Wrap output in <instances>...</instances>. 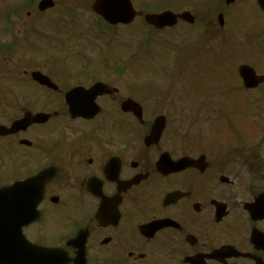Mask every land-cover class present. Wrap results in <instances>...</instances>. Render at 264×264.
I'll use <instances>...</instances> for the list:
<instances>
[{
	"label": "flooded vegetation",
	"instance_id": "obj_1",
	"mask_svg": "<svg viewBox=\"0 0 264 264\" xmlns=\"http://www.w3.org/2000/svg\"><path fill=\"white\" fill-rule=\"evenodd\" d=\"M216 11L194 15L201 56L163 62L220 97L193 126L163 74L132 92L103 74L61 75L59 59L37 68L57 86L36 83L39 107L11 108L12 49L0 47V264H264V79H243L264 77V26L222 31ZM97 82L109 87L99 108L73 114L64 94ZM27 114L37 120L7 132Z\"/></svg>",
	"mask_w": 264,
	"mask_h": 264
},
{
	"label": "rangeland",
	"instance_id": "obj_2",
	"mask_svg": "<svg viewBox=\"0 0 264 264\" xmlns=\"http://www.w3.org/2000/svg\"><path fill=\"white\" fill-rule=\"evenodd\" d=\"M38 1L39 0H25L26 10L30 12V15L29 17L23 15L25 18H23V20L21 21L22 32L19 34V37H21L27 30L31 37L32 29L42 32V28L40 27L41 24L44 31V33H42L44 42L43 46L46 47L47 54L42 55V50H39L37 52H32L30 50H21L19 55H12L9 57L8 68L10 71H12L11 68H17L20 66L16 65L18 56H22L24 60H28V66L31 67L33 65H36L34 68H37L39 67L38 63L41 61V59H65L62 50L71 54V49L76 48L77 53L80 52L86 54L87 59L85 58L83 59V61L89 59L91 60L90 67L85 68V66L77 60L78 64L75 66V69H71L72 67L69 68L70 73H100L105 75L107 79L117 80V82H114L119 84L122 89L130 90L133 92L137 87L147 86L149 83H151V81L146 78L150 77V72L152 71L151 65L154 64L152 58H154L159 61L157 62L158 66L155 65L156 71H160V73H163L164 77L168 79L169 87L166 85L162 87V89L166 88L171 93H173L171 90H181L182 93L186 94L185 108H190L191 110H193L192 115L189 114L190 119H192V116H195L190 126H193V124L197 120L196 115L198 114L199 108H217L216 104L220 98L219 95H215V93L211 89L204 90L200 86L201 83L205 84L207 82L204 77L198 78L196 76L190 75L189 73L177 76V74L166 70L163 63H160V61L163 60L161 54L164 53L165 50L167 52L169 50H172L173 52L175 51L179 54V56H168L169 58L174 57L177 64L180 63V59L184 57L183 52H181V50L179 49V46H181V44L179 42V39H177V37H181L182 29H177L173 32H167L163 35L158 33L154 34L156 38L160 39L159 41L153 39V41L157 43L156 45L154 43H150V45H148L151 52V57L153 54L156 55L150 58L149 54L143 55L140 48L142 47L148 53V48L146 47L147 45H144V42L142 41L145 35L140 34L141 32L147 34L148 31L144 29L145 27H141V23L138 24V22L142 19L137 18L133 24L128 25L127 27H125V29H123L122 27L114 29L115 32H111V34L114 35L111 40L112 44L107 46L106 39L110 38L111 34L109 31H106L104 29V26H101V28L94 30L95 28H97V25H99V19L96 17L95 19L94 15L91 13L88 14V11H90L89 6L91 4V0H55L56 4L53 9L45 13H39L37 11L36 5ZM236 1L239 2L235 3L233 6L231 4L226 7L220 0L217 5L221 6L218 7L214 5V0H132L135 8L142 9L146 12H160L165 9L174 12H179L182 10L193 11V9H198L199 13L211 14L213 12H217L216 10H218L219 8L225 17V22L223 24L225 26L222 31H228V29H230L229 24L232 21L236 26H239L236 28H240L241 30H255L253 27L264 26V19L254 0ZM0 7L6 8V3L4 0H0ZM1 14H3V11H1ZM66 21H68V23L72 26V29L66 26ZM16 24L19 25V22H17ZM1 29L2 28H0V30ZM96 31H98L102 35L95 36ZM196 33L199 34L198 25L188 30L189 36L193 38ZM151 35L153 38V33ZM172 36L173 38H171ZM90 37H94V39ZM166 37L171 42V44H166V46H163L161 41ZM210 38L212 39V37ZM27 40L28 34H26V41ZM95 41L99 45L97 49L96 47L92 48L93 46H95ZM70 42H73V46L69 44ZM185 42L186 40L183 41V43ZM193 42L197 43V40H194ZM189 44L190 46H193L190 42ZM29 45V48L31 49L38 48L37 43L35 42H30ZM154 46H156L158 53L154 50ZM174 48L176 50H174ZM146 56H149V58ZM69 57L72 56L70 55ZM141 57L150 60H144L142 62L146 63L147 66H149V69L144 68L147 67L146 65H139L138 62L140 59L137 58ZM104 60L110 62L111 64H115L114 69H110L109 66L104 65V63H106L103 62ZM133 64H136L134 68L135 71L131 72L130 69L133 67ZM159 67L161 68V70L159 69ZM21 70L22 69H20V72ZM16 74L17 72L14 73V76ZM60 74L62 75V73ZM138 74L140 76L134 78V76ZM73 76L74 74H71L70 78ZM17 79L22 82L18 84ZM17 79L9 80L8 76V81L6 82V84L9 85L10 88H12V91L14 90L13 108L25 107L27 103L35 108H38L39 104L37 103L39 101V98L41 99V94L37 89V86L31 81L28 82V79L23 77L21 74H19ZM159 81L160 78L157 79V83H159ZM211 86L212 82H210V87ZM143 89L149 90L148 87H144L139 88L138 91L143 92ZM151 89L154 92L161 91V88H157V86H154L152 84ZM181 99H183V97ZM180 104L181 103L175 102L177 108H180ZM252 109L254 110V108ZM183 112L186 113L188 111L184 109ZM175 114L176 113H173L174 116ZM177 115L179 116V119H181L180 111L177 113ZM256 119H260V116L258 115ZM190 132L193 136L197 135L196 129L190 128Z\"/></svg>",
	"mask_w": 264,
	"mask_h": 264
},
{
	"label": "water",
	"instance_id": "obj_3",
	"mask_svg": "<svg viewBox=\"0 0 264 264\" xmlns=\"http://www.w3.org/2000/svg\"><path fill=\"white\" fill-rule=\"evenodd\" d=\"M260 6L263 8L264 0H258ZM53 3L51 0H42L39 3L38 8L43 10L47 7L52 6ZM91 9L100 15L104 20L108 23L116 24L119 22L128 23L131 21L133 16L135 15L134 10L130 4L129 0H95L91 5ZM188 14L184 13L181 15L182 18H185ZM146 21L149 23L165 25H172L175 22V15L170 12H164L158 16H146ZM33 78L41 83L45 82L46 77H43L38 72L32 74ZM104 91V87L100 84L95 85L88 91H84L81 88H75L66 94V98L69 100L70 98H78V99H86L95 97L98 93ZM74 104H80L78 102H74ZM81 105V104H80ZM126 106H132L131 108H139L137 105L132 103L125 104ZM134 106V107H133Z\"/></svg>",
	"mask_w": 264,
	"mask_h": 264
}]
</instances>
